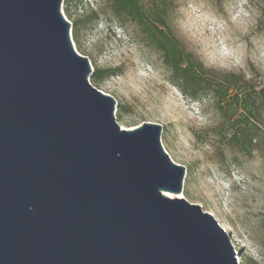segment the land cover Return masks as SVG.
I'll list each match as a JSON object with an SVG mask.
<instances>
[{
  "label": "water",
  "instance_id": "95a60500",
  "mask_svg": "<svg viewBox=\"0 0 264 264\" xmlns=\"http://www.w3.org/2000/svg\"><path fill=\"white\" fill-rule=\"evenodd\" d=\"M63 0H0V264H239L162 125L121 128Z\"/></svg>",
  "mask_w": 264,
  "mask_h": 264
},
{
  "label": "rangeland",
  "instance_id": "374dc122",
  "mask_svg": "<svg viewBox=\"0 0 264 264\" xmlns=\"http://www.w3.org/2000/svg\"><path fill=\"white\" fill-rule=\"evenodd\" d=\"M141 1L148 6L159 0ZM166 2H170L166 27L185 51L191 53L190 47L196 44L214 50V41L200 20L174 11L188 0ZM219 2L231 6L238 0ZM61 10L71 22L73 45L88 58L91 73L117 70L98 82L89 76V82L115 99L114 115L120 127L131 129L143 122L162 125L160 140L165 151L185 166L183 191L171 195L183 196L215 217L229 234L239 264H264L263 101L253 113V139L243 152L229 142L234 128L224 119L216 99L212 95L193 98L171 83L170 71L146 33L135 23L113 19L107 0H63ZM242 52V68L202 67L215 79L227 73L240 76V90L244 80L256 92L264 88V40L250 41Z\"/></svg>",
  "mask_w": 264,
  "mask_h": 264
},
{
  "label": "trees",
  "instance_id": "16d2710c",
  "mask_svg": "<svg viewBox=\"0 0 264 264\" xmlns=\"http://www.w3.org/2000/svg\"><path fill=\"white\" fill-rule=\"evenodd\" d=\"M113 19L119 22L125 20L140 26L150 42L161 53L163 64L170 71L169 80L184 94L193 98L212 95L217 105L222 109L224 119L234 128L229 142L239 150L245 151L252 142L253 116L257 103H264V88L251 91L243 80L241 91L240 76L227 73L215 79L204 70L199 60L175 39L166 27V16L170 9V2L166 0L153 1L146 6L141 0H107ZM97 19L98 15L93 14ZM77 24V22H75ZM117 72L116 69H96L91 73L93 82H98ZM230 91H233L230 94ZM264 105V104H263Z\"/></svg>",
  "mask_w": 264,
  "mask_h": 264
},
{
  "label": "clouds",
  "instance_id": "9594fccd",
  "mask_svg": "<svg viewBox=\"0 0 264 264\" xmlns=\"http://www.w3.org/2000/svg\"><path fill=\"white\" fill-rule=\"evenodd\" d=\"M174 11L182 17L195 16L202 22L204 32L214 41V50L204 44H196L189 49L206 69L232 71L242 68V49L250 41L264 40V0H238L231 6L219 0H188Z\"/></svg>",
  "mask_w": 264,
  "mask_h": 264
},
{
  "label": "bare ground",
  "instance_id": "6f19581e",
  "mask_svg": "<svg viewBox=\"0 0 264 264\" xmlns=\"http://www.w3.org/2000/svg\"><path fill=\"white\" fill-rule=\"evenodd\" d=\"M167 195L172 196L171 193H167Z\"/></svg>",
  "mask_w": 264,
  "mask_h": 264
}]
</instances>
